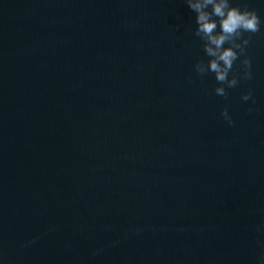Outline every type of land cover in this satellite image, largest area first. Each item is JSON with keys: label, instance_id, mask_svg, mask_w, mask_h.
<instances>
[{"label": "water", "instance_id": "water-1", "mask_svg": "<svg viewBox=\"0 0 264 264\" xmlns=\"http://www.w3.org/2000/svg\"><path fill=\"white\" fill-rule=\"evenodd\" d=\"M256 12L226 98L195 72V15L0 33V264H257Z\"/></svg>", "mask_w": 264, "mask_h": 264}, {"label": "clouds", "instance_id": "clouds-1", "mask_svg": "<svg viewBox=\"0 0 264 264\" xmlns=\"http://www.w3.org/2000/svg\"><path fill=\"white\" fill-rule=\"evenodd\" d=\"M185 3L195 12L194 35L203 42V51L208 57L206 63L203 60L195 62V72L213 73L218 82L214 92L226 98L225 85L231 88L237 85L238 77L241 80L251 78L250 60L246 55L240 62L242 71L235 72L233 65L249 43L244 34L257 32L261 18L254 8L242 6L235 0H185ZM230 72L233 74L229 75ZM250 98L251 90L241 94L242 100ZM221 116L229 124L233 123L227 107L221 109ZM257 264H264V255L258 258Z\"/></svg>", "mask_w": 264, "mask_h": 264}]
</instances>
